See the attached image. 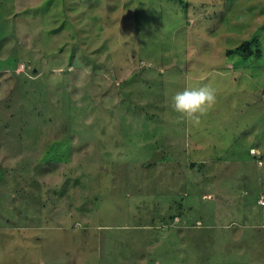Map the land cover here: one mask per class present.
I'll list each match as a JSON object with an SVG mask.
<instances>
[{
    "label": "rangeland",
    "instance_id": "374dc122",
    "mask_svg": "<svg viewBox=\"0 0 264 264\" xmlns=\"http://www.w3.org/2000/svg\"><path fill=\"white\" fill-rule=\"evenodd\" d=\"M261 195L264 0H0V264H264Z\"/></svg>",
    "mask_w": 264,
    "mask_h": 264
},
{
    "label": "trees",
    "instance_id": "16d2710c",
    "mask_svg": "<svg viewBox=\"0 0 264 264\" xmlns=\"http://www.w3.org/2000/svg\"><path fill=\"white\" fill-rule=\"evenodd\" d=\"M249 44H250V41H245V42L241 43L237 48L240 50L247 51Z\"/></svg>",
    "mask_w": 264,
    "mask_h": 264
},
{
    "label": "built area",
    "instance_id": "2783aa9c",
    "mask_svg": "<svg viewBox=\"0 0 264 264\" xmlns=\"http://www.w3.org/2000/svg\"><path fill=\"white\" fill-rule=\"evenodd\" d=\"M258 202H260V204H264V195H261V196L258 198Z\"/></svg>",
    "mask_w": 264,
    "mask_h": 264
}]
</instances>
